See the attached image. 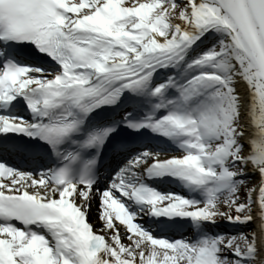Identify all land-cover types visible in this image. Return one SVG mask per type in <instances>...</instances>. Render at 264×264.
<instances>
[{"label": "snow or ice", "instance_id": "1", "mask_svg": "<svg viewBox=\"0 0 264 264\" xmlns=\"http://www.w3.org/2000/svg\"><path fill=\"white\" fill-rule=\"evenodd\" d=\"M125 92L141 115L93 123ZM120 127L161 143L101 188ZM164 177L184 194L148 183ZM0 178V264H258L264 0H0ZM143 217L187 221L191 237ZM220 222L257 227L208 231Z\"/></svg>", "mask_w": 264, "mask_h": 264}, {"label": "bare ground", "instance_id": "2", "mask_svg": "<svg viewBox=\"0 0 264 264\" xmlns=\"http://www.w3.org/2000/svg\"><path fill=\"white\" fill-rule=\"evenodd\" d=\"M163 74V73H162ZM240 92H241V94H243V92H244V89L243 88H240V89H238ZM252 182L254 183L255 182V178H252ZM95 209H96V207H95ZM92 217V216H91ZM90 222H91V224L93 225V228L94 229H96L97 227H98V225H99V222L95 219V218H92L91 220H90ZM246 227H252L253 228V230L252 231H254L255 229H256V227H257V225H256V223H251V225H248V226H246ZM252 231H249V232H244L245 234H250ZM100 234H103L102 232L100 233ZM122 242H124L125 244H127L128 243V241L127 240H124V241H122ZM262 256H264V253H261V252H257V256H256V260H257V262H258V264H264V261H261V257Z\"/></svg>", "mask_w": 264, "mask_h": 264}, {"label": "rangeland", "instance_id": "3", "mask_svg": "<svg viewBox=\"0 0 264 264\" xmlns=\"http://www.w3.org/2000/svg\"><path fill=\"white\" fill-rule=\"evenodd\" d=\"M253 228L252 227H246L244 228L243 232H249V231H252Z\"/></svg>", "mask_w": 264, "mask_h": 264}]
</instances>
